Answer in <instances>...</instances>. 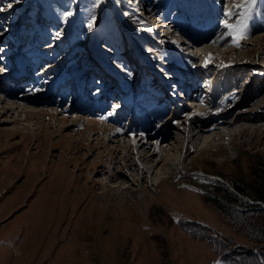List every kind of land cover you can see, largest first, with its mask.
I'll return each instance as SVG.
<instances>
[{
	"label": "rangeland",
	"instance_id": "obj_1",
	"mask_svg": "<svg viewBox=\"0 0 264 264\" xmlns=\"http://www.w3.org/2000/svg\"><path fill=\"white\" fill-rule=\"evenodd\" d=\"M228 2L197 0L210 15L190 24L179 0H131V4L129 0H0L4 8L0 69L17 70L0 75L4 102L0 105L4 115H0V264H223L207 241L200 240L209 233L264 251V243L249 242L214 204L226 203L217 185L236 192L233 183L237 182L251 191V180L264 168V2L249 23L248 39L238 48L231 46L229 37L212 44L224 31L219 21ZM66 11L73 15L63 17ZM92 15L96 19L89 30L86 25ZM210 24L218 29L198 32ZM56 31L62 33L59 39H54ZM196 38L204 40L201 50H206L199 53L191 48ZM207 53L213 59L205 66ZM20 70L26 74L24 80L18 79ZM187 75L184 83L206 79L204 83L209 81L215 92L195 87L198 94L191 89L185 100L177 99L172 85ZM155 78L160 81L154 93L162 90L160 97L164 95L166 102L157 106L159 110L157 101L150 107L157 113L174 111L157 117L156 129L150 133L168 126L162 127V139L150 137L154 149L176 145V137L185 134V125H193L195 115L208 123L235 121L229 130L236 133L225 134L228 143L222 145L212 137L209 150L187 153V168L159 183L161 176L156 175L152 185L141 187L132 181L134 171H120L107 159L117 154L124 138L137 141L144 134L137 129L153 118L151 108L143 113L153 98L135 115L136 104L130 102H135L139 89L150 98ZM81 86L87 91L76 98ZM12 89L11 93L41 100L30 105L31 110L66 109L60 135H46L57 125L55 118L45 123L44 116L30 119L18 111L5 113L13 102L8 100L11 93L7 95ZM138 102V107L145 104ZM114 105L118 107L113 111ZM38 122L44 123L36 126ZM23 124L28 128L22 129ZM93 124L98 129L106 125L136 132L118 135L121 141L110 139L106 146L93 141L89 149L85 144L74 152L77 159L65 160L71 155H67L68 143L59 142L60 136L78 134ZM42 125L46 133L41 128L35 130L36 137H28L30 128ZM98 155L108 164L82 169ZM117 170L122 174L121 186L130 185L128 191L138 188L134 194L126 193L122 207L104 201L100 185H112L110 174ZM78 173L84 177L77 178ZM239 197L255 202L240 193Z\"/></svg>",
	"mask_w": 264,
	"mask_h": 264
},
{
	"label": "bare ground",
	"instance_id": "obj_2",
	"mask_svg": "<svg viewBox=\"0 0 264 264\" xmlns=\"http://www.w3.org/2000/svg\"><path fill=\"white\" fill-rule=\"evenodd\" d=\"M189 1L190 2H188V7L192 8L191 6H193V5L196 7L195 9L192 8L195 11V14H194L195 18L193 20H190V19L188 20L190 24H197L199 21H201L204 18V16L210 15V13L208 14L207 11L205 12V14L203 13L204 9L203 8L201 9L199 4L197 3V0H195V2L193 0V3H192V0H189ZM190 4H192V5H190ZM178 6H180V9L183 10V12H185V14L187 13L186 9H185L186 7H184V5L182 3H179ZM157 27H159V26H157ZM210 31H214V29H211ZM194 40H195V43H194L195 45L191 46L192 45L191 44L190 45L191 48L197 50V52L199 51V53L202 50L203 51L206 50V49L201 50V48H203V46H205V42L203 43V41H204L203 39L196 38ZM15 71H17V70H15ZM15 71L6 72L5 70H2L0 72V75L10 76ZM20 72H21V77L18 79L24 80V78L22 76L26 75V74L23 72V70H20ZM197 72H198L197 74H199L200 71H197ZM94 73L101 75V73H97L96 71H94ZM185 73H187V72H185ZM83 75L84 74H82V76ZM193 76L194 75H192V77ZM84 78H85V75H84ZM18 79H11L10 81H16L18 83L19 82ZM186 79H189L188 75H187ZM82 80L79 77V81L81 82ZM157 80L160 81V79L155 78V81L153 83V88L150 91V93H151L150 98H148L147 96H144V95L142 96V94H140V89H139L138 92H136V94L134 95L135 102H130V104H133V103L136 104L132 108L133 114L135 115V114H138L135 112L137 109L141 110L153 98V101L147 105L146 110L143 111V113H145V114L148 113L149 108H151L152 112L155 115L152 114L151 116L153 118H151V120H149L148 122L143 121L146 123L144 125L139 126L140 129L139 128L137 129V131H141V132L144 131V134L140 133L141 136H139L140 134L138 135L137 141H134L133 140L134 138L132 140H128L125 138L123 140L120 139L119 141H121V140L122 141L120 144L118 143L119 146H117V151H118L117 154H115V156L113 158L107 159L109 161L108 162L109 164L115 165L117 167V169L120 171H123L125 169L132 171V172L134 171L135 172L134 175L136 176V178L133 179L132 181H133V183H135V186L139 185V184H141V187H144L145 184H147V185L151 184L152 185L153 184L152 178L156 177V175H158L159 177L161 176V179H159V181H158V183H159V182H162L164 179L171 178L173 175L178 174V172H180L182 170V168L188 167V165L186 163L187 156H188L187 153H192V152L197 151V150L201 151V152L209 150L211 146L209 145L208 141L212 137L216 138L217 144H221V145L223 143L227 144L228 142L225 140V137H226L225 134H227V133L231 134L232 133L231 130H229V127H231L232 124L235 122V121L234 122H225V121H222V120L220 121L219 119H216V120H214L213 123H208L204 119L198 118L197 115H195L194 117L190 116L191 120H194V123L192 126L185 125V128L183 130V132H185V134L181 133L182 134L181 136L176 137L175 140L178 142L176 145L172 146V145L168 144L167 146H160V147L154 149L153 147L155 144H154V141H151L150 137H154L155 135H157L158 137H160L162 139L165 135L164 134L165 130L163 128H164V126L165 127L168 126L166 124L163 126L161 125L160 126L161 128L158 130L157 134H155V135L150 133V131L156 129V126L154 125V123L157 122V117H161L165 113L168 114L169 112L174 111V109L170 110L168 112L163 111L164 114L161 112V110L158 111V113L156 112V109H158L160 107L159 105H161L162 102H163V104L166 102L164 95H163V97H160L163 94L162 90L157 91V92H160L158 94L154 93V89L157 87V85L159 83ZM190 80H191V85H190L191 88L189 89V92L191 89H195V87H198V88L201 87L202 91L206 92V90H205L206 85L204 83V82H206V79L205 80H199V79L196 80V79L191 78ZM10 81H8V82H10ZM144 82L146 83L148 81L145 80ZM179 85H180L179 83H175L172 85V87H174V89H172L174 93H176V88ZM1 88H2V86H0V89ZM14 89H17V86ZM14 89L9 91L7 93V95H9ZM85 91H87V89L84 86L79 87L78 92L76 93L77 94L76 98H78L80 93H84ZM189 92H188V94H189ZM195 92H197V94H198V89H195ZM195 96H198V95H195ZM199 96H201V95H199ZM186 98H184V100ZM36 99L37 98H33V97H24L22 94H19L18 92H13L10 94L9 99H8V100H13V102L8 104V106H7L8 108H6V107L4 108L5 110L7 109V111L5 113L18 111L20 114H22L23 116H26L27 118H30V119L39 118V117L44 116L45 118H47L45 123H48V120H50L51 118H55L57 125L54 127L53 131H51V132L45 131V130H47V129H45V125L44 126L42 125V126H38L37 128H30L29 131L31 133L28 134V137H30V138L33 136L36 137L38 135L36 133V131L41 129V128H42L41 129L42 131H44L45 133L47 132V134H46L47 136L51 135L55 132L56 133L58 132L57 135H60L59 131L62 128L61 124H63L65 122L64 121V119H65L64 114L66 113V111H65L66 109H64V112H61L60 110L59 111H56V110L53 111L52 109L45 110V109H41V108H36L35 110H31L30 108H28V107H30V105H37L39 103L38 101H41L40 99H37V100ZM138 101H142V102L145 101L144 102L145 104L142 107H138V104H139ZM154 101H157L158 104H155L156 102H154ZM168 102H171V104H172L173 99L171 101H168ZM3 103H4L3 100L0 99V105H2ZM41 103H44V102L42 101ZM23 104H25V105H23ZM152 104H155L156 109L153 110L152 107H150ZM157 106H159V107L157 108ZM81 109H83V108H81ZM202 110H205V109H202ZM199 112H201V111H199ZM1 114L2 113H0V115ZM78 116L83 117L82 115H80V113H78ZM78 119H80V118H78ZM40 123L42 124L44 122H38L36 124V126L39 125ZM27 126H28L27 124H23L22 129L28 128ZM9 132H13V130H9ZM127 132L135 133L136 130L129 129L126 132H124V131L119 130L117 127L115 128V126L109 127L106 125H104L100 129H98L93 124V125H89V126L85 127L78 134L68 133V134H64V135L60 136L61 138H60L59 142L68 143L67 148H66L68 150L67 155L70 154L71 156H67L66 158L64 157L65 160L77 159L76 156L74 155L75 154L74 152H78L79 150H82V147L85 144H86V147L89 148L90 143H92L93 141H97L96 144H98V145L101 144L102 146H106L110 139H113L111 141L119 142L117 139L118 135L123 136V134L127 133ZM146 132H149V133H146ZM92 133H93V135H94V133L95 134L97 133L98 137L94 138V136H93V138H92ZM235 133L236 132H233L232 134H235ZM150 134H151V136H150ZM204 134L205 135L209 134V137L207 138L206 137L207 135L205 136ZM127 137H129V136H127ZM203 137H205L204 140H203ZM201 141H203L201 146L199 144H198L199 146L196 145L198 142L201 143ZM215 144H216V142H215ZM93 146L92 147L90 146V147L93 148ZM110 149H109V151H112V149L111 150ZM136 153H137V156H136ZM82 162L85 163L84 161H82ZM105 162H106V160L103 162V160H101L100 156L98 155L97 158L94 159L92 163L90 162L89 165H87L86 167H83L82 169L84 170L85 168H87V170L90 171L94 167H97V166L101 167L104 164H108ZM118 170L116 172H111V174H110V178L112 179L111 181H113L112 185L108 186V185H105L102 183L100 185H101V188L103 187V189H104V192H103L104 196L102 197V199L104 201H107V200L113 201L115 204L121 205V207H122V206H125V204H126V201H125L126 200V193L132 192L134 194L135 192H137L138 188H135L134 190L128 191V189L131 187L130 185L129 186L126 185L124 187L121 186L122 184L118 182V179L122 176V174H119L120 172ZM76 177L80 179V178L84 177V174L78 173V174H76ZM173 188H175V187H173ZM173 188H171V189H173ZM87 189H90V188H87Z\"/></svg>",
	"mask_w": 264,
	"mask_h": 264
},
{
	"label": "trees",
	"instance_id": "obj_3",
	"mask_svg": "<svg viewBox=\"0 0 264 264\" xmlns=\"http://www.w3.org/2000/svg\"><path fill=\"white\" fill-rule=\"evenodd\" d=\"M249 185L251 191H245L239 183H233L236 192L217 185L216 189L222 192L226 203L215 201L214 204L225 215L232 228L249 242L264 243V168L256 173ZM239 193L255 202L242 199ZM231 204L236 206L233 207ZM202 228L210 230L208 227ZM201 239L207 241L217 254V259L223 264H264V251L255 252L251 245H234V240L218 233L202 235Z\"/></svg>",
	"mask_w": 264,
	"mask_h": 264
},
{
	"label": "snow or ice",
	"instance_id": "obj_4",
	"mask_svg": "<svg viewBox=\"0 0 264 264\" xmlns=\"http://www.w3.org/2000/svg\"><path fill=\"white\" fill-rule=\"evenodd\" d=\"M264 2V0H230L224 6L223 16L219 21V27L224 29L221 34H218L216 39L212 40V44H218L220 41L225 40L226 37L230 38V43L232 47H240L241 41L248 39V29L249 23L254 17V13L256 11L257 6ZM129 4H131V0H129ZM8 8L12 7V4H7ZM0 11H4V8L0 7ZM73 13L71 11H66L62 13L63 17H71ZM125 15H128L126 12ZM96 17L92 15L91 18L87 22V28L91 30L94 27V21ZM135 19V17H133ZM143 23V21H141ZM147 31H152L151 28H148ZM62 33L60 31H56L54 34V39H59ZM213 56L211 53H208L204 56V65L207 66L211 63ZM2 71V69H0ZM35 91H39V89H35ZM118 107L116 105L113 106V111ZM109 115H112V112H109Z\"/></svg>",
	"mask_w": 264,
	"mask_h": 264
}]
</instances>
